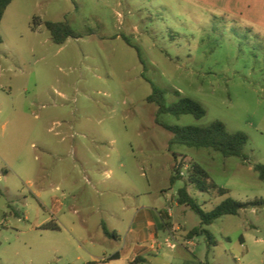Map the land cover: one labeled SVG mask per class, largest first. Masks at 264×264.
<instances>
[{"label":"rangeland","instance_id":"374dc122","mask_svg":"<svg viewBox=\"0 0 264 264\" xmlns=\"http://www.w3.org/2000/svg\"><path fill=\"white\" fill-rule=\"evenodd\" d=\"M43 22L80 37L56 45ZM0 36V264H264V205L206 227L207 249L176 201L193 164L228 190L187 185L203 211L264 200V0H13ZM153 88L206 113L157 115ZM214 121L247 137L246 162L163 128Z\"/></svg>","mask_w":264,"mask_h":264},{"label":"trees","instance_id":"16d2710c","mask_svg":"<svg viewBox=\"0 0 264 264\" xmlns=\"http://www.w3.org/2000/svg\"><path fill=\"white\" fill-rule=\"evenodd\" d=\"M13 0H0V22L8 5ZM37 20V19H35ZM41 23L40 20L37 21ZM36 22V24H37ZM45 29L48 31L51 41L56 45H61L68 38H79L66 22H43ZM2 42L0 36V44ZM148 102L158 105L159 114H168L175 117L182 115H192L195 119L202 118L206 111L204 107L197 101L190 98H181L171 106H165L162 92L153 88V93L148 97ZM163 128L171 133L172 138L170 145H182L188 148L208 149L220 153L223 157H236L242 162L248 160L243 153V148L247 143V137L243 133H229L223 123L214 121L207 126H165ZM176 156L174 154V166L169 183L172 186L175 181L182 180V167L176 166ZM253 170L258 174V179L264 181V164L254 165ZM187 185H191L198 192L211 193L215 192L219 196H226L228 190L218 187L214 184L208 173L198 164H193L186 170V179L184 186L177 191L176 201L179 205L188 207L198 218L199 224L197 227L190 230L187 238L192 239L197 236L204 235L206 237V247L209 249L215 245L212 235L205 228L213 224L217 219L231 215L236 216L239 212L246 208H257L264 205V200H254L250 202H238L231 197H226L220 204L214 207L211 211H203L198 204L194 202L192 197L187 192ZM45 229L58 230V227L53 224H48ZM106 234L107 231H105ZM118 254L112 255L109 259H118ZM138 261H142L138 258ZM198 264H211L209 262Z\"/></svg>","mask_w":264,"mask_h":264},{"label":"crops","instance_id":"0c3cea01","mask_svg":"<svg viewBox=\"0 0 264 264\" xmlns=\"http://www.w3.org/2000/svg\"><path fill=\"white\" fill-rule=\"evenodd\" d=\"M240 2H244V1H247V0H239ZM152 234L153 235H155L154 233H153V231H152ZM143 249V247L142 246H139V245H137V246H135V248H134V250H133V253L136 251H140V250H142ZM116 254H118V253H116ZM118 256H119V258H120V255L118 254ZM111 256H109V257H106V258H103V259H101V261H95V262H93L94 264H110L111 262H113L114 260H111V259H109ZM118 258V259H119ZM118 259H115V260H118Z\"/></svg>","mask_w":264,"mask_h":264}]
</instances>
